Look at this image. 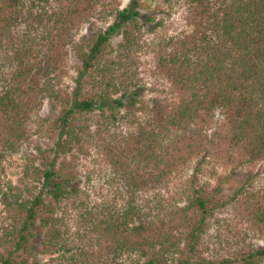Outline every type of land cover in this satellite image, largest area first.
<instances>
[{"label": "trees", "instance_id": "trees-1", "mask_svg": "<svg viewBox=\"0 0 264 264\" xmlns=\"http://www.w3.org/2000/svg\"><path fill=\"white\" fill-rule=\"evenodd\" d=\"M155 1L0 0V264H29L18 253L33 238L44 256L33 264H264L250 242L205 254L203 236L228 200L222 178L198 179L206 156L229 174L264 161V0H182L181 28L152 48L155 95L144 98L132 66L141 11L153 22ZM97 11L111 18L106 28ZM70 48L81 68L66 93ZM45 100L52 119L39 114ZM34 135L53 145L23 154L25 193L7 169ZM194 158L176 206L169 186ZM231 199L239 225L215 223L231 238L263 233L264 184Z\"/></svg>", "mask_w": 264, "mask_h": 264}, {"label": "rangeland", "instance_id": "rangeland-1", "mask_svg": "<svg viewBox=\"0 0 264 264\" xmlns=\"http://www.w3.org/2000/svg\"><path fill=\"white\" fill-rule=\"evenodd\" d=\"M130 0H104L103 3L105 5H118L119 8L126 7L129 4ZM155 6H158V11L155 15V20L153 22H148L146 17L148 16V10L141 11L143 14L142 22L144 25L141 28L142 31V44L139 51L136 52V63L132 66L135 68L136 71V83L141 87L140 95L144 98H148L151 95H155L150 90L151 88L156 86V81L152 75L153 67V58H154V51L153 47L154 44L163 36H169L173 34L181 28L182 24V0H170L167 2L166 0H156ZM93 22L99 28H106L111 21L110 17H100L99 11L95 13L94 17L92 18ZM145 22H144V21ZM87 24L82 25L79 30L78 35L76 36L75 40L81 35H88ZM120 41V37L116 34L111 36L110 44L113 48L117 46ZM81 66L79 60L74 55L72 49H69L68 55L65 59V63L63 66L64 75L62 76L61 81V88L62 91L66 93L71 92V90L75 86L76 78L78 77V72ZM41 116L48 117L50 119L54 118L56 115V111L51 108V105L48 101H44L43 105L39 111ZM40 145L42 147H51L53 142L47 138L37 137L34 135L32 137V141L22 147V149L15 154L9 162V166L7 169V176L10 179L12 185L19 188L22 192H25L24 186L28 188L31 187L30 182L22 178V173L20 171V166L23 162V154L28 153L31 155L36 154L35 145ZM205 162L201 164L200 174H199V183L208 182L211 185L216 183L218 178H222V197L224 200H228V204L221 209L215 211L216 218H220L222 220H230L233 217L232 225L237 224L236 217L234 216V209H235V201L231 199L232 195L237 191L239 188L251 185V186H261L264 184V161L255 162L252 164H246L240 166L235 170L232 174H229V170L225 169L222 166L215 165L212 162V159L209 156L205 157ZM87 160L82 156L79 157L77 161V167L80 171L81 175V184L83 185V175L87 169ZM197 161L195 158L189 161L184 169L177 174L174 178L173 182L170 184L168 189V195L172 197L175 201L173 204L176 206L182 205V201L180 199V194L184 188V182L190 178L193 169L196 167ZM225 175L228 176V179L225 180ZM224 177V179H223ZM24 180V181H23ZM2 205L0 203V211ZM215 218V220H216ZM214 220V218H213ZM210 224V227L206 231L203 236L201 248L204 250L206 255L209 256H223L225 253L222 251L224 247L223 241L226 240L227 242L232 241L233 245L245 246L247 242H250L253 246L257 248H264V232L258 233L255 232L254 235H251L246 232V237H243L242 234H233L232 238L229 234L225 231V227L222 225H218L215 223V220ZM239 225V224H237ZM237 230V229H236ZM37 239H31V249L27 253L19 252L20 259H26L29 264H33V260L39 259L41 262L44 260V256L37 251L35 248V242Z\"/></svg>", "mask_w": 264, "mask_h": 264}]
</instances>
